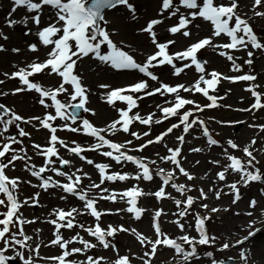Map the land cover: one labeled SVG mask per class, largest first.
Here are the masks:
<instances>
[{
    "label": "snow or ice",
    "instance_id": "obj_1",
    "mask_svg": "<svg viewBox=\"0 0 264 264\" xmlns=\"http://www.w3.org/2000/svg\"><path fill=\"white\" fill-rule=\"evenodd\" d=\"M8 4L3 27H0V41H3L0 54L21 56L31 53L33 58L28 60L25 56L23 61H10L13 70L0 71V86L8 81L17 82L11 90L0 91V264H8L13 258L5 254L4 249L9 246L28 249L27 258L22 252L16 254L23 264H40L41 260L43 264H133V259L140 264H153L160 249L172 253L174 264H254L252 248L245 245L264 233V228L255 227L257 221L252 219L246 226V235L234 243L220 242L216 235L210 234L207 224L213 214L231 209L210 206L205 201L211 197L219 201L223 195L231 193V205L235 206L243 198L241 186L248 188L252 183L261 185L258 191L264 196V170L254 154L258 141L252 138L243 147L231 138L222 142L216 138L219 133L210 128V123L235 127L245 121L223 120L211 115L207 119L202 117L206 110L227 109L249 114L264 110V73L255 70L257 56L264 57V32L258 33L252 24L254 18H264V0H251V15L241 11L242 0H158L155 16L147 19H144L142 12L145 10L139 7L137 0H8ZM4 7L0 4V10ZM20 9L24 14L16 18ZM109 13L126 15V22L136 25L134 34L144 37L142 46H133L123 39L121 30L112 26ZM17 26L24 29V37L32 38L25 40L23 47L10 46L11 36L4 31L7 28L14 32ZM201 31L207 34L182 50H170V46L177 43L172 37L181 36L191 41ZM41 49L45 51L44 59L37 55ZM206 49L230 62L232 74L210 70L209 61L198 56ZM85 61L92 62L90 71L97 75L103 72L126 76L136 72L140 78L122 86L97 83L96 91H93L82 70ZM164 66L170 67L171 75L177 79L182 74L186 76V70L194 69L198 75L191 82L172 84L162 80L157 72ZM49 79L55 83L46 85L43 82ZM153 82L158 86L153 87ZM222 82L230 85L243 82V90L250 94V103L235 108L223 103L232 88L221 93ZM197 94L203 99H198ZM157 95L163 98L162 103H156L153 111L141 114L139 102ZM9 96H29L33 106L38 104L44 112L26 115L18 111L16 105L3 102ZM92 96L112 108L117 113L116 118L103 126L89 119L88 115L98 116V110L90 106ZM117 102L124 106H118ZM240 102L243 103L242 97ZM137 123L147 130H131ZM248 127L264 133V123H253ZM29 128L36 132L45 131L48 134L45 142H35ZM59 132L73 135L61 137ZM121 135L130 139H117ZM170 135L173 137L171 146L168 142ZM77 136L85 137L87 142L76 139ZM201 139L204 145L189 147V153L207 151L211 155L213 148H219L225 161L222 163L219 158L208 161L220 170L215 174L216 186L207 192L191 182L197 178L207 179L210 170L197 177L183 166L187 162L185 146ZM25 140L29 143L26 144ZM150 147L154 156L144 154ZM236 150L242 151L247 159L236 156ZM88 153L110 162H97ZM34 158L41 159L42 164L37 166ZM200 163L195 161V165ZM18 164L28 174L26 177L9 175ZM83 165L94 168L98 182ZM129 165L132 170H125ZM230 174L238 179L228 183ZM178 175L186 182H177ZM85 180L88 181L86 185ZM133 181L135 183L120 191L108 186ZM157 181L154 192L146 193L140 186L145 182L153 185ZM221 183L228 192L219 187ZM22 185L41 191L21 199ZM169 188L179 198L168 191ZM194 190L196 196L191 195ZM53 191L60 193V201L67 203L71 197L80 202V206L53 207L45 221L54 226L53 238L47 243L43 240L36 242L33 235L26 233L25 227L36 223L39 218H25L23 208L30 204L40 206L42 192L51 195ZM146 194L161 203L171 201L175 207L172 212L157 208L149 216L152 236L123 224L103 226L105 215L125 212L135 221H141L148 209L139 206V201ZM100 201L124 202L126 207L113 212L112 209H100ZM257 208L258 201L252 198L249 210L243 214L253 217ZM233 214L240 216L242 213L236 211ZM84 215L92 218L93 224L86 226L78 219ZM168 216L172 219L165 221L164 217ZM165 222L175 227L179 235L167 232L163 228ZM41 231L37 229L36 233ZM64 231L74 234L68 238ZM119 233L132 234L141 246V253L133 254L128 250L120 254L115 243ZM42 247H54L59 251L41 257ZM236 247L241 249L237 258H217V252ZM97 248L110 249L115 259L95 255Z\"/></svg>",
    "mask_w": 264,
    "mask_h": 264
},
{
    "label": "rangeland",
    "instance_id": "obj_2",
    "mask_svg": "<svg viewBox=\"0 0 264 264\" xmlns=\"http://www.w3.org/2000/svg\"><path fill=\"white\" fill-rule=\"evenodd\" d=\"M0 4H3L5 7L0 10V27H3V18L4 15L6 13V11L8 10L9 4H8V0H0ZM137 4L139 5V7L145 11L142 12V15L144 17V19L150 18V17H154L155 16V10L158 4V0H137ZM246 6V7H245ZM251 0H242V4H241V11H247L249 15H251ZM24 14V10L20 9L18 10V12L15 14L16 18H20L22 15ZM109 16L112 19V26L118 28L121 30V35L123 37V39H125L127 42H130L133 44V46H137V45H141L142 46V42L144 40V37L142 36H137L134 34V29L136 27L135 24H130L126 22V15H119L117 13H109ZM144 20H141V23H143ZM171 23V22H169ZM254 30H256L258 33L260 32H264V18H260V17H256L253 19L252 21ZM206 27V25H205ZM4 31L6 33H9L11 36V44L10 46H24V41L25 40H31V37H24L23 36V31L24 29L21 26H17L16 30L13 32L12 30H9L7 28H4ZM207 33L204 31H201L199 36L194 35L192 37V40H185L183 37L181 36H176V37H172L174 39H176L177 43L175 46H170V50L172 52L175 51H179L182 50L184 47H186L189 43L194 42L195 40L202 38L204 35H206ZM3 41H0V43H2ZM37 55L40 56L41 59H44V55H45V51L43 49H41V52L38 53ZM25 56H27L28 60H31L33 58V54L31 53H25L24 55L21 56H14L11 53H4V54H0V71H9L11 72L13 69L10 66V61L15 62V61H23V59L25 58ZM198 56H200V58L202 59H206L209 61L210 64V70L211 69H216L224 74H232L230 72V62H227L226 59L219 57L216 53H214L211 49H206V50H202L201 53H198ZM138 59H143V57H139ZM92 65L91 61H85L84 65L82 66V70L84 71L85 74V78H86V82L92 86L93 91H96V87L95 85L97 83H102V82H110L112 83L114 86H122L126 83H130V82H135L137 79L140 78V74L133 72L130 73L126 76H122V75H110L108 73H101L100 75H97L96 73H93L90 71V67ZM255 70L258 73H264V57H260L257 56V58L255 59ZM158 74L161 75V79L164 80L165 82H169L172 84L178 83V82H191L193 81L195 78H197V75L193 70H186L187 75L185 76L184 74L181 75V77L179 79H177L176 77H173L171 75L172 69L170 67L164 66L163 68H160L157 70ZM262 79H264V77H262ZM46 85H53L55 83L54 80H44L43 81ZM223 83V88L221 89V93H223L224 90H226L227 88H232V92L230 93V95L228 96V98L223 101V103L226 104H231L233 105V107H244L247 106L250 101H251V97L250 94L246 91H244V83L240 82L238 84L235 85H230L227 82H222ZM15 86H17V82L16 81H8L5 85L0 86V91L3 90H11L12 88H14ZM158 86L153 82V87ZM243 98V103L240 102V98ZM197 98L198 99H203L199 96V94H197ZM92 100V104L90 106L95 107L98 110V116L97 117H91L90 115H88V118L93 120L94 123H96L98 126H103V124H105L106 122H109L112 118H116L117 113L110 108L106 103L100 101L98 99L97 96H92L91 97ZM163 98H161L159 95L154 96V97H146L144 100L140 101V107H139V111L141 112V114H147L149 111H153L154 110V105L156 103H162ZM4 103H6L7 105L11 106V105H16L18 111L26 114V115H30V114H41L44 112V109L39 106L38 104L33 106V101L31 99V97L29 96H16V97H12L9 96L8 98L3 100ZM118 106L123 107V104H120V102H117ZM135 111V110H134ZM87 115V114H84ZM215 116L218 119H223V120H243L245 121V123L243 125H236L235 127L232 126H221L218 125L216 123H210V128L212 130H214L215 133H219V135L216 136L217 139L221 140L222 142L228 138H231L233 140H235L239 145H241V147L247 145L252 138H256L258 143L255 147L256 151L254 154L257 155V159L260 160V166L262 168V170H264V133H260L258 132V130H253L251 128L248 127L249 124H260V123H264V110L249 114V113H241V112H236L233 110H206L205 113L203 114L202 118L207 119L208 116ZM29 131L33 132V140L35 142L38 143H44L45 142V137L48 135L45 131L41 130L40 132H36L33 131L31 128L28 129ZM131 130H136V131H145L147 130L145 126L139 125L138 123L136 125H134L132 127ZM58 135H60L61 137H72L73 134L71 133H67V132H59ZM78 140H83L85 142H87V139L83 136H77L75 137ZM125 138H129L127 136L121 135L119 137H117V139L119 140H123ZM172 140L173 137L170 135L168 138V142L170 144V146L172 145ZM25 143L28 144L29 141L25 140ZM204 145V140H198V141H194L192 145H187L184 148V152L185 154H187V162L184 163V167L186 169H188L190 172H193L194 174L197 175V177L199 176H203L205 174V172L207 171V168H212V171L210 172V175H212V177H214L215 173L213 171V169H215L216 167H214L212 164L208 163V161L210 159H214V158H219L222 160V163L225 162L223 161V158L219 157L218 155L214 154L213 150H218V152L221 154V150L219 148H213L211 155H209L208 153H201V154H190L188 152V148L191 146H203ZM162 153H163V148L159 149ZM232 151V150H230ZM31 154V152H30ZM145 155H149V156H154V150L152 147H150L145 153ZM234 154L238 157H240L241 159H247V157L243 154L242 151L236 150L234 151ZM88 155L90 157H94L96 159L97 162H110L107 160V158H104L102 156H99L97 154L94 153H88ZM222 156V155H221ZM199 160L201 163L199 165H195V161ZM34 162L37 164V166H40L42 164V160L39 158H34ZM79 161H77V164L79 166ZM164 166V165H162ZM194 166H197V172H194ZM83 167L85 168L86 171H88L94 180H97L98 182V177H97V173L94 170V168H92L91 166L88 165H83ZM127 171H131L132 170V166L129 165L127 169H125ZM50 175H54L49 173ZM10 176H21V177H26L28 174L23 170L22 165L18 164L17 165V169L13 170L9 173ZM55 178V177H54ZM35 179L33 178V183H35ZM177 182L179 183H184L186 182V179L183 176H179L177 177ZM85 185L88 183L87 180L84 181ZM131 183H135L130 182V183H117L115 185H108L110 188H115L117 191L123 190L126 187L131 186ZM159 181H157L156 184L153 185H149L148 183H142L140 186L145 190V192H154L155 190H157V186H158ZM193 185H195L196 187H203L205 189V191L207 192L209 188H211L209 182H207L205 179L201 180L199 178H197L196 180L191 182ZM261 187V185H259L258 183H252L250 187L248 188H244L241 186V193L242 195H244V199L242 200L243 202L237 203V205L233 206L235 209H242L246 207V204L249 201V198L254 197L258 202L261 200H264V196H261L258 189ZM37 191H41L40 189L37 188H32L30 185H22L21 187V192H20V196L21 199L23 198H27L30 197L32 195H34L35 192ZM168 191L172 192V194L174 196H177V194L175 193V191L171 188L168 189ZM60 195L59 192H51V195L49 194H44L42 192L41 197H40V206H36V205H29L25 208H23V214L25 216V218L27 219H35V218H39V220L36 223H33L29 226L25 227L26 233L29 235H33L34 236V240L36 242H40L41 240H43L45 243H47L48 241H50L53 238V229L54 226L50 225L49 223L45 222L48 219V212L53 208V207H62V208H69L72 206H80V202H78L77 200L73 199V198H69V201L67 203L60 201L58 199V196ZM191 195L196 196L197 192L194 190ZM177 198H179L177 196ZM227 198V199H226ZM223 200L218 201L217 204H210V206H215V207H219V208H224V207H230L231 205V199L230 197H226ZM155 200V199H154ZM141 206L145 207L148 209V211L150 212V215L154 212L155 209L157 208H163L165 211H175V207L174 204L171 201L168 200H164L162 203L159 201H147L144 200V198H141ZM99 208L100 209H112L113 212L115 211V209L117 208H124L126 207V204L122 205H116L113 204L112 202H104V201H100L99 202ZM262 209H264V206L261 207L259 209V216L263 217L262 220H264V211H261ZM247 210V208H246ZM202 214H206L204 212V210H201ZM225 214L224 211H221L219 213L213 214V218L211 220L210 223L207 224L208 228H209V232L210 234H213L214 232L217 233V236H219V228L221 226L220 222H219V216L221 214ZM115 217H117L115 220H113L111 217L109 216H104L102 218L103 220V224H113L114 226L116 225H120L123 224L125 227H129V228H136L139 232L143 233V234H147L149 236H152V229L150 228V221H149V217L147 219H145L144 217L142 218L141 221H135L130 214L128 213H119L114 215ZM119 216H121L119 218ZM125 218V221H122L121 218ZM258 217V216H257ZM255 217V219L257 218ZM80 221L85 222L86 226L93 224V219L88 217L87 215L81 216L78 218ZM144 219V220H143ZM169 219H172L171 216L168 217H164V220L167 221ZM104 226V225H103ZM163 228L171 233L173 236L179 235L177 229L175 227H173L172 225H170L169 223L165 222L163 224ZM37 229H42V231L40 233H36ZM76 231H81L79 229H76ZM64 236L70 238L74 232L72 231H64ZM190 234L192 235H196L195 232H191ZM81 235H84L85 238H88L87 235L85 233H83L81 231ZM219 238V241L222 242L221 238ZM117 240L119 241L120 244H117ZM29 244H32L34 247V244L32 241L28 242ZM115 243L117 244L120 254H125L128 250H131V252L133 254H140L142 249L141 246L135 241V238L132 234L130 233H119L116 237H115ZM125 245V246H124ZM219 245V243L217 244ZM73 246H79V245H73ZM216 247V245H215ZM246 247V246H245ZM209 250H211V248H209ZM241 249L240 248H235V250L231 253H233L232 255L229 254V252L227 253V251L223 252V253H218L217 258H224V257H233V258H237L238 253ZM5 254L9 257H13L12 259H15L18 264H23V260H21L16 254L17 252H22L25 254V258H27L28 255V250L27 248H22L20 246H9L7 249H4ZM59 250L54 248V247H42L40 249V254L41 257L44 256H51L54 255L58 252ZM201 251H203V249H201ZM234 253H236V256H234ZM95 255H99V256H104L106 258H109V260H113L115 259V255L114 253L109 249V250H102L100 248H97L95 250ZM161 257H164V254L161 255ZM11 260V259H10ZM255 263L256 264H264V260H262L261 258H256L255 259ZM8 264H13L11 262H8ZM40 264H43V261H40ZM133 264H140V262L136 259H133ZM154 264H160L157 257H155L154 259ZM229 264H231L229 262Z\"/></svg>",
    "mask_w": 264,
    "mask_h": 264
},
{
    "label": "bare ground",
    "instance_id": "obj_3",
    "mask_svg": "<svg viewBox=\"0 0 264 264\" xmlns=\"http://www.w3.org/2000/svg\"><path fill=\"white\" fill-rule=\"evenodd\" d=\"M213 152H214V154L218 155L220 158L222 157L221 154L218 152V150H213ZM206 153H207V151L205 152V154ZM209 170L211 172L212 171V168H207V171L206 172H209ZM219 170L220 169L217 168V167L215 169H213V171H214L215 174ZM194 172H197V166L196 167L194 166ZM237 179H238L237 176L230 174V175H228L227 182L228 183H231V182H233V181H235ZM205 180L207 182H209V184H210L211 187L216 186L214 184V181L216 180L215 175H214V177H212V175H208L207 179H205ZM219 187L224 188V191L225 192H228V189L226 187H224V184H222V183L219 184ZM150 192H152V191H150ZM146 193H148V192H146ZM209 195L211 197V193ZM226 197H230V199L232 200L233 199V194L229 193L228 195H223L220 200H223ZM242 197H243L242 198V200H243L245 196L242 195ZM142 198H144V200H147V201H153V202L156 201V200H154V197H152L151 195H147V194L145 196H143ZM252 198H254V197L249 198V201ZM242 200L239 201L238 203L243 202ZM140 201H141V199H140ZM140 201H139V206H141V202ZM249 201L246 204V207L245 208L235 209L233 206H230V207H228V208L231 209L230 211L225 212V214L223 213V214H221L219 216V222L221 224V226L219 228V234L220 235L217 236V233L216 232H214L213 234L216 235L217 237H220L221 240H222V242H232V243H234V241L236 239L242 237L243 235H246L247 234V231H246L247 224L252 219H255V217H257V216L258 217L255 219L257 221L255 227H257V228H264V220H262L263 217L259 216V214H260L259 213V209L264 206V200L263 201L260 200L258 202V208L255 211L253 217H248V216H246V215L243 214L247 210H249L248 209ZM205 202L206 203H210L212 205L218 203V201L215 200L214 197H211L208 201H205ZM113 204H116V205L122 204V205H124L125 203L124 202H117V203H113ZM246 208H247V210H246ZM236 211H239L242 214L240 216H236V215L233 214ZM114 215H116V214L106 215V216H109L113 220H115L117 217H115ZM149 216H150V212L148 211V213L144 216V218L147 219ZM120 217L121 216H119V218ZM121 219H122V221H125V218L122 217ZM103 225L106 226L107 224H103ZM117 244H120L118 240H117ZM245 246L252 248L251 257H252V261L254 262V264H256L255 263V259L256 258H262V257H264V233L258 234V236L256 238H254L253 240H250ZM218 247H219V245H216V248H218ZM236 248H239V247H236ZM234 250H235V248H232V249H229V250H226V251H227V253L229 252V254L232 255L233 253H231V252H233ZM218 253H220V252H217L216 253V256L218 255ZM162 254H164V257H161ZM171 256H172V253L168 249H160V250H158V253L156 255V257H157V259H158V261H159L160 264H174V261L171 260ZM234 256H236V253H234ZM153 264H154V262H153Z\"/></svg>",
    "mask_w": 264,
    "mask_h": 264
}]
</instances>
